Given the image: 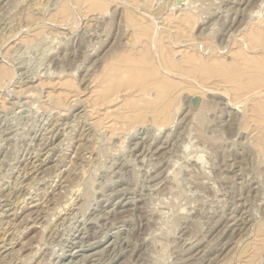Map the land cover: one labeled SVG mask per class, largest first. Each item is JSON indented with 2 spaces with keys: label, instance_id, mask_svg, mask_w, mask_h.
I'll use <instances>...</instances> for the list:
<instances>
[{
  "label": "rangeland",
  "instance_id": "obj_1",
  "mask_svg": "<svg viewBox=\"0 0 264 264\" xmlns=\"http://www.w3.org/2000/svg\"><path fill=\"white\" fill-rule=\"evenodd\" d=\"M178 1L0 0V264H264V0Z\"/></svg>",
  "mask_w": 264,
  "mask_h": 264
},
{
  "label": "bare ground",
  "instance_id": "obj_2",
  "mask_svg": "<svg viewBox=\"0 0 264 264\" xmlns=\"http://www.w3.org/2000/svg\"><path fill=\"white\" fill-rule=\"evenodd\" d=\"M31 1H32V0H31ZM53 1H54V0H53ZM57 1H58V0H57ZM60 1H61V0H60ZM182 1L184 2V1H186V0H179L178 2H182ZM41 2H42V1H41ZM44 2H45V1H44ZM50 2H51V1H50ZM34 3H35V2H34ZM58 3H59V2H58ZM61 3H62V2H61ZM31 4H32V3H31ZM41 4H42V3H41ZM52 4H53V3H52ZM59 4H60V3H59ZM32 5H33V4H32ZM50 5H51V4H50ZM30 6H31V5H30ZM45 6H47V4H46ZM56 6H57V5H56ZM35 7H36V5H35ZM40 7H41V6H40ZM43 7H44V6H43ZM54 7H55V6H54ZM52 9H53V8H52ZM58 9H59V7H58ZM36 10H37V9H36ZM43 10H44V9H43ZM182 10L184 11V10H186V8H182ZM28 12H29V11H28ZM32 12H33V10H32ZM47 12H48V11H47ZM30 13H31V12H30ZM30 13H29V14H30ZM40 13H41V12H40ZM32 14H33V13H32ZM27 15H28V14H27ZM35 15H36V14H35ZM38 15H39V13H38ZM38 15H36V16L38 17ZM39 19H40V18H39ZM39 21H40V20H39ZM37 22H38V21H37ZM164 93H165V92H163L162 95H163ZM158 95H160V94H158ZM160 96H161V95H160ZM160 98L162 99V97H160ZM156 99H157V97H156ZM166 106H167V105H166ZM201 107H202V106H201ZM201 107H199V108H201ZM204 108H205V107H203V109H204ZM164 109H165V111H166V108H164ZM168 109H169V108H167V110H168ZM160 110H161V109H160ZM162 110H163V109H162ZM170 110H171V109H170ZM170 110L167 111V112H170ZM205 110H206V109H205ZM165 111L163 110L164 113H165ZM205 112H206V111H205ZM140 113H141V112H140ZM159 113H161V111H159L158 114H159ZM200 113H201V112H200ZM202 113H204V111H203ZM202 113H201V114H202ZM161 114H162V113H161ZM198 114H199V113H198ZM201 114H200V115H201ZM204 114H205V113H204ZM169 115H170V114H169ZM169 115H168V116H169ZM161 116H162V115H161ZM168 116H167V114H166V117H168ZM171 116H172V114H171ZM171 116H169V118H170ZM139 117H141V116H139ZM142 117H143V115H142ZM164 117H165V116H164ZM166 117H165V118H166ZM169 118H168V120H169ZM201 118H202V117H201ZM172 123H173V122H172ZM167 124H168V123H167ZM163 125H166V124H163ZM196 129H197V126H196ZM198 130H199V129H198ZM198 135H199V134H198ZM197 137H198V136H197ZM93 142H94V141H93ZM93 146H94V145H93ZM88 148L90 149V147H88ZM94 149H95V148H94ZM80 150H81V149H80ZM93 151H94V150H93ZM89 164H90V163H89ZM68 167H69V166H68ZM66 169H67V168H66ZM69 171H70V170H69ZM60 172H61V171H60ZM87 175H88V174H87ZM175 177H176V176H175ZM86 178H87V177H86ZM90 178H91V177H90ZM81 179H82V178H81ZM174 180H175V179H174ZM92 184H93V183H92ZM94 184H95V183H94ZM94 184H93V185H94ZM80 185H81V184H80ZM82 185H83V184H82ZM14 186H15V184H14ZM76 186H77V185H76ZM86 186H87V185H86ZM81 187H83V186H81ZM89 187H90V186H89ZM91 187H92V186H91ZM48 189H49V188H48ZM68 190H69V188H68ZM68 190H67V191H68ZM67 193H68V192H67ZM25 194H26V193H25ZM77 194H78V190H75V191H74V195L77 196ZM56 196H57V195H56ZM64 197H65V195H64ZM80 198H82V196H81ZM54 199H55V198H54ZM71 199H72V198H71ZM86 199H87V198H86ZM20 200H21V199H20ZM85 201H86V200H85ZM91 201H92V200H91ZM62 202H63V201H62ZM68 202H70V200H69ZM68 202L66 201L65 204L67 205ZM65 204H64V205H65ZM69 205H70V204H69ZM17 206H18V205H17ZM67 206H68V205H67ZM44 207H45V206H44ZM81 208H82V207H81ZM61 209H62V207H60L59 210L61 211ZM24 210H25V209H24ZM24 210H23V211H24ZM62 210H63V209H62ZM57 211H58V208H57ZM60 211H59V212H60ZM120 211H121V210H120ZM128 211H129V210H128ZM34 212H35V211H34ZM53 212L55 213L56 211L54 210ZM59 212H58V213H59ZM58 213H55L54 215H57ZM17 215H18V214H17ZM48 215H50V214H48ZM29 216H30V215H28V217H29ZM52 216H53V215H52ZM52 216H51V217H52ZM53 219H54V218H53ZM28 220H29V219H28ZM21 221H22V220H21ZM24 232H25V231H24ZM19 238H20V237H19ZM155 239H156V238H155ZM161 239H162V238H161ZM42 240H43V239H42ZM157 240H158V239H157ZM96 244H97V243H96ZM12 246H13V245H12ZM1 248H2V247H1ZM5 263H6V262H5Z\"/></svg>",
  "mask_w": 264,
  "mask_h": 264
}]
</instances>
